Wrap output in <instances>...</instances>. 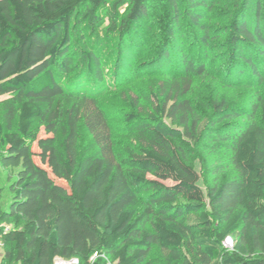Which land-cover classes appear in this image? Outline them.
<instances>
[{
	"label": "trees",
	"instance_id": "16d2710c",
	"mask_svg": "<svg viewBox=\"0 0 264 264\" xmlns=\"http://www.w3.org/2000/svg\"><path fill=\"white\" fill-rule=\"evenodd\" d=\"M154 1L0 0V96H9L0 102V165L17 168L12 200L0 209V223L10 226L0 229V264H53L55 257L106 264L100 256L91 259L93 253L112 264H152L154 246L175 264H264V98L258 95L248 111L234 110L224 97L210 101L219 121L247 119L216 130L214 142L227 145L234 175L212 183L206 195L197 170L155 117L126 114L136 143L115 153L98 99L106 84L130 73ZM157 1L166 23L146 64L176 77L161 97L153 94L155 110L197 140L210 121L191 119L183 96L190 78L207 72L209 41L219 35L204 21L218 0ZM235 8L222 29L229 36L222 80L258 86L264 0H237ZM105 20L104 42L93 34ZM185 24L190 27L182 33ZM115 34L113 52L106 46ZM77 41L86 47L82 53ZM80 123L93 137L92 151L79 152ZM137 199L143 208L135 215L129 208ZM226 237L231 248L223 246Z\"/></svg>",
	"mask_w": 264,
	"mask_h": 264
},
{
	"label": "rangeland",
	"instance_id": "374dc122",
	"mask_svg": "<svg viewBox=\"0 0 264 264\" xmlns=\"http://www.w3.org/2000/svg\"><path fill=\"white\" fill-rule=\"evenodd\" d=\"M236 1L218 0L213 5L214 9L210 12V19L204 21L210 28L211 33L219 35V38H214L209 41L207 50L209 56L205 60V64L208 66L207 72L200 76H192L190 78L191 84L189 90L183 96L191 104L193 111L191 119L193 117H196L198 120L208 118L210 121L208 122V128H206L197 140L188 137L184 127L177 121H172L158 114L155 110L156 100H154L153 94L159 93V97H161L163 94L162 88H168L171 79L176 77V75L163 74L164 71L162 69L148 67V64H146L156 55L158 32L163 31V26L166 23L160 1L156 0L152 2L148 20L145 22L144 28L141 29L143 37L140 43L142 46L135 52L137 56L130 73L121 82L106 84L98 99L104 111L107 113L108 121L112 128L114 149L117 156L123 154V144L136 143L135 136L130 131V124L124 120V116L126 114H137L155 117L156 126L172 138L175 145H178L183 150L186 161L197 170L199 175L198 184L205 195L207 187L212 183L215 181H223L234 175V171L229 163L230 151L227 145L220 141L214 142L216 130L224 133L229 127L236 123H243L247 119L246 116L241 115L219 121L220 115L214 112L210 101L213 98L224 97L234 110L248 111L252 104L259 101L258 95L264 98V81L257 86L252 80L250 82L241 80L232 84H226L222 80L223 73L221 70L224 68L223 60L229 37L227 32L222 33V29H224V25L229 22V18L236 10ZM124 9L125 5L120 9V13L124 12ZM187 25L189 24H185L183 27L182 33H185L187 31L186 29L190 27ZM106 27L107 21L105 20L98 28V34L93 35H99L105 42V37H107L105 32ZM109 39L110 41L106 48L114 52L116 51L115 46L118 41L117 34L109 36ZM77 42L78 52L82 53L86 47L82 43ZM187 44L186 47L188 46ZM113 59L111 57L110 62L114 63ZM112 63H110L111 67H113ZM148 63L151 62L149 61ZM142 65L147 66L142 67ZM172 72L170 71L169 73ZM182 87L180 91L184 90L183 85ZM8 97V95L0 96V102ZM254 119L259 123V113L254 116ZM210 126L213 128H210ZM44 135V131L40 127L39 136ZM94 148L95 145L92 135L87 131L83 123H80L78 128L79 152H89ZM32 149L34 153L38 152L36 144H33ZM34 161L41 165L37 155L34 156ZM218 169L220 170V174L216 172ZM16 171L17 168H4L0 165V209L2 210H6L12 200L11 186L16 176ZM55 181L65 185V182L62 180L56 179ZM166 183L170 184L171 181H167ZM142 208L143 206L140 200L137 199L129 209L137 215ZM148 258L152 264H175L169 263L165 252L157 246L151 248Z\"/></svg>",
	"mask_w": 264,
	"mask_h": 264
},
{
	"label": "built area",
	"instance_id": "2783aa9c",
	"mask_svg": "<svg viewBox=\"0 0 264 264\" xmlns=\"http://www.w3.org/2000/svg\"><path fill=\"white\" fill-rule=\"evenodd\" d=\"M1 228L3 229L4 232H6L10 228V226L4 223H0V229ZM232 244H233L232 239L230 237H226L223 241V246L226 248H231ZM1 249H2V244L0 242V253H1ZM99 256L106 260V264H112L104 254L93 253V255L91 256V259L94 260L95 258ZM53 264H80V261L75 257L73 258L55 257L53 259Z\"/></svg>",
	"mask_w": 264,
	"mask_h": 264
}]
</instances>
